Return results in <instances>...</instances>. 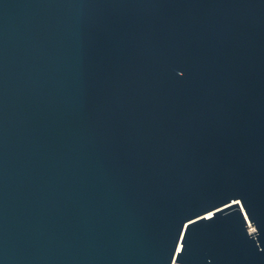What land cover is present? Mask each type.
<instances>
[{
  "label": "water",
  "instance_id": "1",
  "mask_svg": "<svg viewBox=\"0 0 264 264\" xmlns=\"http://www.w3.org/2000/svg\"><path fill=\"white\" fill-rule=\"evenodd\" d=\"M0 264H264V0H0Z\"/></svg>",
  "mask_w": 264,
  "mask_h": 264
}]
</instances>
